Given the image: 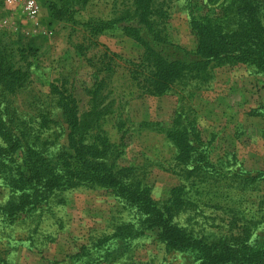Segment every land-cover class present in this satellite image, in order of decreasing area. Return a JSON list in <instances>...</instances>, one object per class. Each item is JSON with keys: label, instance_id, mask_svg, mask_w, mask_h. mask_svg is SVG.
<instances>
[{"label": "rangeland", "instance_id": "obj_1", "mask_svg": "<svg viewBox=\"0 0 264 264\" xmlns=\"http://www.w3.org/2000/svg\"><path fill=\"white\" fill-rule=\"evenodd\" d=\"M26 1L0 0V110L7 109L5 121L23 122L21 129L33 136L39 129L61 135L66 119L56 87L71 92L80 114L93 106L107 110L104 123L113 142L121 130L127 131L121 165L143 167L158 201L179 184L161 165L176 159L166 130L181 120L195 146L207 150L213 162L227 163L223 171L264 174V73L244 63L215 68L208 87L154 97L131 80L132 63L141 62L145 47L124 28L141 29L143 38L153 41L143 35L148 32L145 24L120 14L134 0H34L39 7L35 17L26 12ZM56 1L55 11L69 12L65 19L52 16ZM169 1L168 44L162 53L178 58L198 45L191 18L223 0ZM14 73L20 74V81L6 78ZM64 128L61 144L69 134L67 125ZM42 140L44 153L57 151L48 135ZM260 189L252 194L250 205L255 208L264 200V181ZM63 195L67 204L44 216L36 246L30 240L32 224L0 234L1 256L10 264H187L186 256L169 252L151 233L137 238L133 252L120 257L123 250L112 245V234L117 224H136L138 218L124 212L106 191L78 189ZM9 197L0 182V205ZM175 222L198 236L228 233L226 221L209 208L182 210Z\"/></svg>", "mask_w": 264, "mask_h": 264}, {"label": "trees", "instance_id": "obj_2", "mask_svg": "<svg viewBox=\"0 0 264 264\" xmlns=\"http://www.w3.org/2000/svg\"><path fill=\"white\" fill-rule=\"evenodd\" d=\"M168 1L134 0L120 13H128L145 24L148 32L144 37L149 34L153 39L143 38L138 28L123 30L145 47L141 62L132 63L130 69L131 80L144 93L160 97L176 89L198 91L214 80L215 68L240 63L264 73V0H223L193 16L190 26L197 37V48L178 58L162 53L168 44ZM57 6V1L52 3V16L65 19L69 12L55 11ZM64 6L61 4V8ZM19 75L6 78L17 82ZM56 90V101L66 119L63 124L69 131L62 144L60 138L67 131L64 125L59 136L41 129L33 136L21 129L23 122L5 121L7 109L0 110V182L10 194L8 201L0 205V234L32 224L30 240L36 246L44 216L67 204L63 194L78 189L100 190L111 193L124 212L138 218L136 224H117L112 234V245L123 250L120 257L133 252L137 238L151 233L169 252L186 256L187 264H264V200L258 201L257 208L250 205L252 194L261 191L263 173L251 177L223 171L227 163L213 162L207 150L195 146L188 126L181 120L166 130L176 159L168 166L161 165L178 177L179 184L166 199L155 200L145 169L120 163L127 131L121 130L122 135L113 142L104 123L107 110L93 106L80 114L71 92L58 87ZM47 135L57 147L55 153H44L39 147ZM198 142L201 144L199 138ZM197 208L220 214L228 233L215 238L198 236L175 222L182 210ZM238 232L242 235L238 236ZM1 255L0 264H10Z\"/></svg>", "mask_w": 264, "mask_h": 264}, {"label": "built area", "instance_id": "obj_3", "mask_svg": "<svg viewBox=\"0 0 264 264\" xmlns=\"http://www.w3.org/2000/svg\"><path fill=\"white\" fill-rule=\"evenodd\" d=\"M9 2L13 3L17 2V0H9ZM25 10L31 17H35L39 12V7L37 6L34 0H27L25 2Z\"/></svg>", "mask_w": 264, "mask_h": 264}]
</instances>
